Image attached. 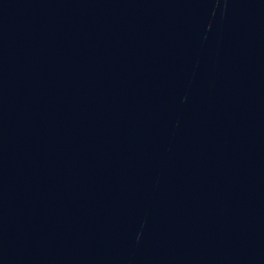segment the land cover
<instances>
[{"label": "water", "instance_id": "obj_1", "mask_svg": "<svg viewBox=\"0 0 264 264\" xmlns=\"http://www.w3.org/2000/svg\"><path fill=\"white\" fill-rule=\"evenodd\" d=\"M0 264H264V0H0Z\"/></svg>", "mask_w": 264, "mask_h": 264}]
</instances>
